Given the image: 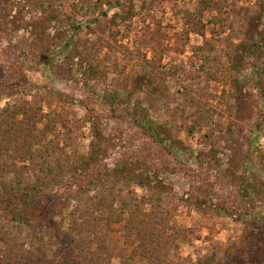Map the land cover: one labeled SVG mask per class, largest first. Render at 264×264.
<instances>
[{
  "label": "rangeland",
  "instance_id": "1",
  "mask_svg": "<svg viewBox=\"0 0 264 264\" xmlns=\"http://www.w3.org/2000/svg\"><path fill=\"white\" fill-rule=\"evenodd\" d=\"M262 32L264 0H0V264H264Z\"/></svg>",
  "mask_w": 264,
  "mask_h": 264
},
{
  "label": "trees",
  "instance_id": "2",
  "mask_svg": "<svg viewBox=\"0 0 264 264\" xmlns=\"http://www.w3.org/2000/svg\"><path fill=\"white\" fill-rule=\"evenodd\" d=\"M253 39V38H252ZM238 54L239 58V62L243 63V61L248 62L251 58L254 57H264V32L262 33H258V37L255 41L251 42V44L248 45H242V46H238L237 49L235 50V54L232 56V58H235V56ZM257 54H259V56H256ZM238 59V58H237ZM145 128L148 130V132H150L151 136L153 137H157L159 135V133H157L156 128L154 127V125H149V126H145ZM158 138V137H157ZM92 159H96V156H93ZM2 178V174L0 173V179ZM58 184L56 185L55 189H51V188H44L41 185H36L33 189L30 190L29 193H25V215L27 213H30V215H32L33 218H36L37 220L40 219H45L49 220L51 218V216H53V214L56 213V209H54L55 205L51 204L50 199H48V197L46 196V192H54L57 188ZM4 195L1 194L0 191V201H3ZM55 196V195H54ZM101 205V204H99ZM52 206V207H51ZM59 207V206H58ZM56 208V207H55ZM98 210V209H97ZM96 210V211H97ZM22 214L19 215L20 218ZM92 216V215H91ZM79 217L81 220L84 219V213L83 212H79ZM18 218V217H17ZM97 219L95 217H93V221H96ZM130 223V222H129ZM76 219L73 220V224H71V230H69L67 233H64L65 238H63V242H62V249H73V246L75 245L74 248L78 247L79 244L77 243L79 240V234L80 231L76 228ZM84 224L85 226H87V224H91L93 225L92 227H99L98 223H91L89 221H81V225ZM133 224V225H132ZM132 227L134 228L133 230H136L139 228V223H132L131 222ZM101 229L97 230V232L93 233L92 237L94 238V242H98L97 246L101 247L100 249L103 250L102 248H105L104 245V240L102 238H100L101 236ZM100 232V233H99ZM78 239H77V238ZM152 239V238H151ZM153 240V239H152ZM152 243V241L150 242ZM133 255L138 256L146 261H148L151 264H163V262H167L166 257H167V253L165 251V249H160V247L157 246H153V245H148L147 242L145 241V239L141 240L139 247H134V249L132 250Z\"/></svg>",
  "mask_w": 264,
  "mask_h": 264
}]
</instances>
